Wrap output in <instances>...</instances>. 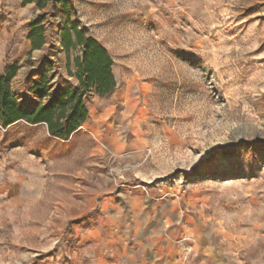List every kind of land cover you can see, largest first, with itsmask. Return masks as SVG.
<instances>
[{
	"label": "rangeland",
	"instance_id": "374dc122",
	"mask_svg": "<svg viewBox=\"0 0 264 264\" xmlns=\"http://www.w3.org/2000/svg\"><path fill=\"white\" fill-rule=\"evenodd\" d=\"M30 1L0 0L20 106L48 102L41 78L78 87L68 24L107 49L116 88L85 93L69 141L0 123V264H264V0Z\"/></svg>",
	"mask_w": 264,
	"mask_h": 264
},
{
	"label": "trees",
	"instance_id": "16d2710c",
	"mask_svg": "<svg viewBox=\"0 0 264 264\" xmlns=\"http://www.w3.org/2000/svg\"><path fill=\"white\" fill-rule=\"evenodd\" d=\"M34 1L28 0L27 3ZM56 4L72 5L69 0H55ZM40 8L44 4L38 3ZM41 20L28 24L27 38L33 50H40L46 44L44 27ZM62 47L70 52L80 50L81 55L74 59L78 78V87L58 90L49 94L45 78L33 82L32 90L48 97V102L39 105L33 111L20 106L10 90V83L17 76L18 66L9 68L6 75L0 74V123L4 128L20 122L28 125L45 124L50 137L54 140L69 141L87 121L88 110L84 105V95L93 90L98 96L106 97L116 88L112 72L113 61L107 49L94 38L87 36L78 26L68 24L61 33ZM70 74H72L70 72Z\"/></svg>",
	"mask_w": 264,
	"mask_h": 264
}]
</instances>
